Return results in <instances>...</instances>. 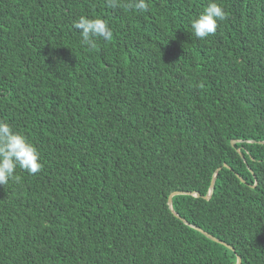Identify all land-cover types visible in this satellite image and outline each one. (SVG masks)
Returning <instances> with one entry per match:
<instances>
[{
    "label": "trees",
    "instance_id": "trees-1",
    "mask_svg": "<svg viewBox=\"0 0 264 264\" xmlns=\"http://www.w3.org/2000/svg\"><path fill=\"white\" fill-rule=\"evenodd\" d=\"M134 2L0 0V120L43 164L0 185V264H264V0Z\"/></svg>",
    "mask_w": 264,
    "mask_h": 264
},
{
    "label": "clouds",
    "instance_id": "clouds-1",
    "mask_svg": "<svg viewBox=\"0 0 264 264\" xmlns=\"http://www.w3.org/2000/svg\"><path fill=\"white\" fill-rule=\"evenodd\" d=\"M108 5L112 8L123 6L121 0H108ZM131 7L147 11L149 3L148 0H135ZM226 19L228 13L224 8L212 2L192 21L191 28L197 38L204 40L217 32L218 22ZM73 27L80 32L81 43L90 48L97 46L96 38H102L104 41L113 38L108 22L99 17L90 18L82 15L74 22ZM17 168L32 175L37 174L43 168L40 153L23 134L14 131L8 122L0 120V185L8 184L14 178Z\"/></svg>",
    "mask_w": 264,
    "mask_h": 264
},
{
    "label": "water",
    "instance_id": "water-1",
    "mask_svg": "<svg viewBox=\"0 0 264 264\" xmlns=\"http://www.w3.org/2000/svg\"><path fill=\"white\" fill-rule=\"evenodd\" d=\"M235 142H236V141L233 140V141H232V144H234ZM225 166L228 167V168H231V167H230L228 164H226V163H225ZM219 169H220V168H219ZM219 169H218V170H219ZM215 179H216V174H215V176H214V179H213L212 184H211V187H210V191H209L208 195L206 196V198H210V197L212 196V193H213V191H214V182H215ZM242 180H243V178H242ZM180 193H183V192H180V191H178V192H173V193L170 195V197H169V205H170V207H171L172 209H173L172 196L175 195V194H180ZM194 195L199 196L200 194H199V193H194ZM175 213H176V212H175ZM176 215H178V214L176 213ZM178 216H179V215H178ZM184 221H186V220H184ZM190 225H191L192 227H195L196 229L200 230L201 232H203L207 237L211 238L212 240H215V241H217V242H220V243H222V244H224V245H226V246L232 248L229 244H227L226 242H224V241H222V240L216 238L215 236H213L212 234H210V233H208L207 231L203 230L202 228H199L198 226H195V225H193V224H190ZM232 249H233V248H232ZM236 264H242V259H241L240 256L237 257V262H236Z\"/></svg>",
    "mask_w": 264,
    "mask_h": 264
}]
</instances>
